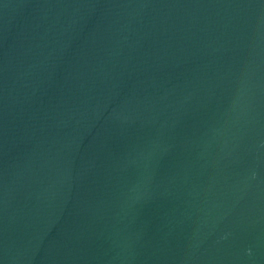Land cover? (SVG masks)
<instances>
[{
  "label": "water",
  "instance_id": "water-1",
  "mask_svg": "<svg viewBox=\"0 0 264 264\" xmlns=\"http://www.w3.org/2000/svg\"><path fill=\"white\" fill-rule=\"evenodd\" d=\"M0 264H264V0H0Z\"/></svg>",
  "mask_w": 264,
  "mask_h": 264
}]
</instances>
